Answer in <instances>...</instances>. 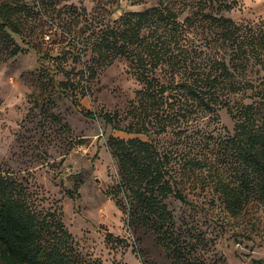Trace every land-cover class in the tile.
Segmentation results:
<instances>
[{"label":"trees","instance_id":"trees-1","mask_svg":"<svg viewBox=\"0 0 264 264\" xmlns=\"http://www.w3.org/2000/svg\"><path fill=\"white\" fill-rule=\"evenodd\" d=\"M236 5L235 0H155L111 23L71 5L76 25L84 19L75 31L74 25L55 22L58 10L51 0L32 6L0 0V63L23 51L13 36L31 44L51 30L54 41L66 40L77 49V63L88 53L76 73L64 69L65 58H56L65 80L55 86L65 97L86 89L82 82L98 67L117 59L129 63L141 84L126 112L129 121L122 125L117 113L85 116L134 135L106 140L117 167L112 197L127 225L148 231L170 264H203L195 256L202 240L181 230L167 205L170 199L186 203L181 185L195 172L209 178L229 217L240 216L251 204L264 207V16L236 23L223 15ZM39 73L47 89L45 81L54 79L49 70ZM223 109L231 130H208L202 118L216 119ZM167 133L177 145L153 138ZM43 202L27 177L0 168V264H102L81 254L61 208H45ZM105 240L121 243L110 234Z\"/></svg>","mask_w":264,"mask_h":264},{"label":"rangeland","instance_id":"rangeland-1","mask_svg":"<svg viewBox=\"0 0 264 264\" xmlns=\"http://www.w3.org/2000/svg\"><path fill=\"white\" fill-rule=\"evenodd\" d=\"M21 1L32 6L36 0ZM51 1L58 10L55 22L74 25L75 31L83 26L84 19L80 17L76 25L71 5L85 16H103L111 23L125 12L142 11L155 4V0ZM235 1L236 7L223 14L234 22H251L264 16V0ZM53 32L31 44L28 38L13 36L23 51L0 63L1 170L27 177L44 198L43 207L61 208L62 221L84 256L102 264H170L148 231L127 225L126 214L112 197L117 167L106 140L108 136L127 139L134 135L112 130L100 118L85 116L117 113L122 125L126 124V112L141 84L129 63L117 59L109 66L98 67L92 79L82 82L86 89L65 97L55 86L65 80L56 69V58H65L64 69L76 73L88 60V53L77 63V49L66 40L54 41ZM48 70L54 81H45L47 89H43L38 75ZM201 122L208 130L232 128L224 109L216 119L205 115ZM153 138L165 146L177 145L171 133ZM197 174L181 185L186 203L170 199L167 205L177 226L202 240L196 247L198 261L264 264V207L251 204L240 216L231 218L209 187V178ZM107 234L121 243H107Z\"/></svg>","mask_w":264,"mask_h":264},{"label":"built area","instance_id":"built-area-1","mask_svg":"<svg viewBox=\"0 0 264 264\" xmlns=\"http://www.w3.org/2000/svg\"><path fill=\"white\" fill-rule=\"evenodd\" d=\"M47 39H48V37H47Z\"/></svg>","mask_w":264,"mask_h":264}]
</instances>
